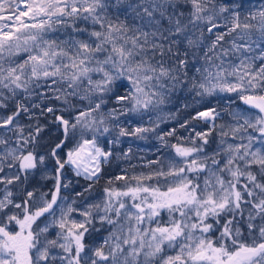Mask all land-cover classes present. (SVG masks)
Returning a JSON list of instances; mask_svg holds the SVG:
<instances>
[{
	"label": "snow or ice",
	"instance_id": "1",
	"mask_svg": "<svg viewBox=\"0 0 264 264\" xmlns=\"http://www.w3.org/2000/svg\"><path fill=\"white\" fill-rule=\"evenodd\" d=\"M0 264H264V0H0Z\"/></svg>",
	"mask_w": 264,
	"mask_h": 264
},
{
	"label": "rangeland",
	"instance_id": "2",
	"mask_svg": "<svg viewBox=\"0 0 264 264\" xmlns=\"http://www.w3.org/2000/svg\"><path fill=\"white\" fill-rule=\"evenodd\" d=\"M173 111H175V107H172ZM175 122H172V123H169V124H166V125H162L161 127L162 128H170L172 126H174ZM181 134H184V135H187V133H183V130H181ZM134 144V148L138 147L139 149H144L145 151L143 153H137V156L139 155H144L147 159H153L154 157L151 155V152H149L148 150L151 149L152 151H154V146L157 145V142L155 139H150L148 141H135L133 142ZM122 147L126 148L127 147V142L122 145ZM137 159H134L132 161V163H137Z\"/></svg>",
	"mask_w": 264,
	"mask_h": 264
},
{
	"label": "trees",
	"instance_id": "3",
	"mask_svg": "<svg viewBox=\"0 0 264 264\" xmlns=\"http://www.w3.org/2000/svg\"><path fill=\"white\" fill-rule=\"evenodd\" d=\"M81 183H83V181H81ZM102 186H103V181H101V184L97 186V192H100L102 190Z\"/></svg>",
	"mask_w": 264,
	"mask_h": 264
}]
</instances>
